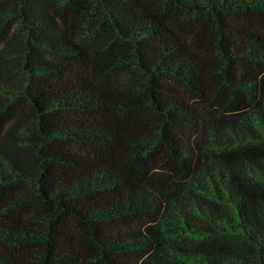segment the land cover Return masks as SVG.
Instances as JSON below:
<instances>
[{"label":"trees","instance_id":"trees-1","mask_svg":"<svg viewBox=\"0 0 264 264\" xmlns=\"http://www.w3.org/2000/svg\"><path fill=\"white\" fill-rule=\"evenodd\" d=\"M0 264H264V0H0Z\"/></svg>","mask_w":264,"mask_h":264}]
</instances>
